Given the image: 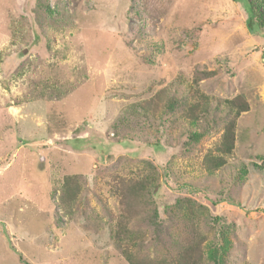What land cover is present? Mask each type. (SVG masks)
I'll use <instances>...</instances> for the list:
<instances>
[{"label":"rangeland","instance_id":"1","mask_svg":"<svg viewBox=\"0 0 264 264\" xmlns=\"http://www.w3.org/2000/svg\"><path fill=\"white\" fill-rule=\"evenodd\" d=\"M40 1L0 0V264H173L187 242L198 264H264V29L242 0ZM191 87L210 103L197 125L138 108ZM226 100L247 106L231 152ZM147 177L135 240L117 239Z\"/></svg>","mask_w":264,"mask_h":264},{"label":"trees","instance_id":"2","mask_svg":"<svg viewBox=\"0 0 264 264\" xmlns=\"http://www.w3.org/2000/svg\"><path fill=\"white\" fill-rule=\"evenodd\" d=\"M45 4H47V0H44ZM43 0L40 1L39 6L41 7ZM244 4V8L248 14V26L252 33H259L263 34L264 29V0H242ZM48 7V6H47ZM48 9V8H47ZM52 10L49 8L48 12L50 13ZM196 84V83H195ZM197 85V84H196ZM176 95V94H175ZM155 101V102H154ZM157 99H151L150 103L144 102L138 105V108L144 112V114H150L153 118L159 117L160 122L165 129H168L169 126L167 123H170V127L172 124H176L177 119L174 117V114L180 107H186V111L184 114L181 115V120L187 119L188 122L191 124H199L200 117H204L209 115L210 112V103L209 98L204 96L200 93L199 89H195L191 87L188 96L183 97H175L172 96L169 101H167L163 106L158 104ZM196 102V103H193ZM226 107L230 110L231 114H234L233 119L229 121L226 126V130L223 133V137L221 140V144L218 147L217 151H224V152H231L233 149V145L235 142V123L236 118L240 113V109L246 110V104H240L239 102L226 100L225 101ZM239 105H242L243 108H240ZM181 109V108H180ZM172 117L175 122L172 121ZM156 119V118H155ZM180 120V119H179ZM172 123V124H171ZM120 124H118L119 126ZM117 124L114 125L116 130L118 129ZM176 127V126H175ZM205 134L203 133H189V141L190 142H198ZM204 166L210 172H213L212 169H216L224 164V160L220 157H217L213 153L208 155L207 159L203 162ZM146 181H140L137 183V188L132 189L133 191L129 195H125V205L127 208L125 209V215L122 217V221L119 223L117 230L116 238L120 239V235H126L129 238V243L134 242V232L128 227L127 222L130 220V213L134 207L135 200H142L145 196H153L155 189L157 186L154 185L153 182L155 180H151V178L147 177ZM155 188V189H154ZM186 242V241H185ZM180 248V247H179ZM197 249V245L194 242H187L184 250L182 252H176L172 257L173 264H189V259L193 257H197V260L194 261L195 264H198L202 258V255L199 256ZM123 256L128 264H159L157 262H151L150 260L146 259L140 252L130 251L129 248L124 249ZM200 257V258H199ZM164 264V263H163Z\"/></svg>","mask_w":264,"mask_h":264}]
</instances>
